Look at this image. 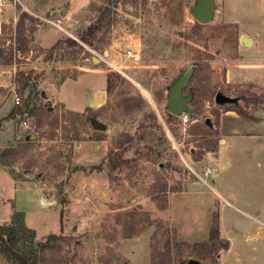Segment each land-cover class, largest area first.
<instances>
[{
    "label": "rangeland",
    "instance_id": "obj_1",
    "mask_svg": "<svg viewBox=\"0 0 264 264\" xmlns=\"http://www.w3.org/2000/svg\"><path fill=\"white\" fill-rule=\"evenodd\" d=\"M32 2L38 9L49 0ZM194 3L62 0L60 11L52 10L45 19L61 20L66 32L40 20L39 25L59 30L62 40L69 38L78 46L63 45L44 62L50 47H29L26 36V58L16 53L20 63L0 66V119L13 108L15 96L23 105L29 93L35 97L28 110L35 105L52 111L39 129L34 117L26 115L28 110L1 123L0 145L21 150L16 163L5 167L15 187L6 174L0 177V199L3 193L13 199L0 201V224L10 221L15 204V211L23 212L24 226L35 232L34 242L62 234L66 238L60 243L62 255L75 264H179L181 259L211 264L197 259L191 246L209 239L217 213L223 235L235 232L220 238L228 246L233 237L232 255L240 264H264V242L258 241V250L244 243L246 233L261 227L254 220L264 221V149L259 148L264 123L253 124L264 104L247 107L245 118L217 107L214 94L186 125L178 116L169 124L163 119L169 86L199 62L208 64L206 73L215 93L228 92L233 98L244 92L264 94V0H214L213 17L206 24L197 23L189 13ZM104 8L110 25L88 47L79 36ZM12 32L13 26L7 24L0 37L4 54L12 53ZM241 38L250 45L244 46ZM127 46L139 50V63L120 56ZM92 56L122 65L125 75L113 71L114 88L95 115L86 107L92 89L106 90L100 70L108 67L101 59L93 65ZM31 70L38 76L35 89L21 93L16 76ZM56 92L69 111L55 100ZM118 94L134 98L132 111L118 105ZM238 104L243 107L241 100ZM205 119L210 121L209 132L217 130V135L209 134L205 140L188 136L186 129ZM93 120L105 129L94 130ZM126 135L131 136L128 142ZM214 140L217 149L193 161L191 152ZM111 149L124 152L110 175L105 164L90 173L76 169L103 163ZM206 168L214 170L213 175L204 177ZM33 185L42 190L39 195H34ZM223 251L215 264L232 263L218 258ZM0 264L11 263L0 255Z\"/></svg>",
    "mask_w": 264,
    "mask_h": 264
},
{
    "label": "trees",
    "instance_id": "obj_2",
    "mask_svg": "<svg viewBox=\"0 0 264 264\" xmlns=\"http://www.w3.org/2000/svg\"><path fill=\"white\" fill-rule=\"evenodd\" d=\"M107 8H104L90 25L87 26L85 31L80 34L79 39L88 47H92L93 38L96 34L104 27L110 25V18L107 14ZM38 22V20L29 16L26 12H20L18 14L17 20L13 27L12 35V53L4 54V51L0 50V66L9 67L20 63V60L24 55L28 54L27 49V38L26 33L28 27L27 23ZM6 28V25H2L0 37ZM63 45L68 47L78 46L77 42L71 39L58 40L54 45H52L46 52L43 59L44 62L51 61L53 58L54 52L63 48ZM40 53L43 51L39 50ZM16 53H19L20 57L16 56ZM24 56V58H26ZM37 57V55L35 56ZM209 70L208 64L204 63H195L192 65V74L188 81L186 88L183 90L187 95H191V101L189 106L192 107L193 112L189 114L190 118H193L196 115H199L203 110V104L211 96L215 94L214 89L210 85V81L207 77L206 71ZM34 70H31L27 73L19 72L16 76V84L20 87L21 93L26 89L32 87V90L35 89V82L38 76L34 75ZM42 73V72H41ZM113 72H108L106 74V94H110V91L114 88V78ZM118 78V77H117ZM116 78V79H117ZM119 81H122L118 78ZM117 79V80H118ZM35 97V94H28L23 105L19 104L14 105L13 108L1 117L0 119V129L1 123L4 121L14 120L16 117L22 116L27 108L29 103ZM120 98L118 105L122 104V107L126 111H132L134 103L132 102L133 97H123L121 94H118ZM238 100L243 102V107L238 103L236 104H225L217 105V107L224 108V111H232L237 115L249 118L246 108L250 105H259L264 104V94L256 95L250 92H244L241 96L236 97ZM140 101V100H138ZM141 102V101H140ZM101 108V107H100ZM98 108V109H100ZM90 114L95 115V110L88 109ZM52 111L49 107H39L33 106L28 110L27 116H33L35 119V129H39L42 125V121L50 117ZM219 114L215 112V119L218 120ZM177 117L165 113L163 116L164 122L169 124ZM153 119L156 117L153 115ZM211 125H208L206 121L201 123L192 124L189 128L186 129L188 136L198 137L202 140L206 139L209 134L217 135V130L209 132ZM126 141L131 140V136H124ZM139 139H142L140 136ZM121 147V144L119 145ZM199 150L191 152L193 161L198 162L201 160L202 156L208 152H214L217 149V141L214 140L209 142L205 148L202 145H199ZM21 148H18L17 145L12 147H7L0 149V166L7 167L11 166L20 158L19 151ZM115 150V149H114ZM122 150V149H121ZM119 151V153L113 151L112 149L108 151L103 163L97 166H91L88 169L86 168H76L77 170H82L84 172L100 171L103 169L104 164L107 167L108 175H110L116 168L119 163L123 161L122 153L124 150ZM61 221V213L59 214ZM62 222V221H61ZM63 229V226H61ZM35 232L32 229L24 226L23 222V213L14 211L10 221L7 223L0 224V255L11 264H75L73 260L65 259L62 255L61 241L66 238L60 235L48 234L45 237L40 238L39 241L34 242ZM227 244L223 242L219 234V217L217 213L213 214L211 227L209 231V239L206 242H198L192 244L191 248L197 259L201 261L210 260L211 264H215V258L220 250H226ZM184 260H180L179 264H186Z\"/></svg>",
    "mask_w": 264,
    "mask_h": 264
},
{
    "label": "crops",
    "instance_id": "obj_3",
    "mask_svg": "<svg viewBox=\"0 0 264 264\" xmlns=\"http://www.w3.org/2000/svg\"><path fill=\"white\" fill-rule=\"evenodd\" d=\"M0 1L2 4L0 6V33H1L2 25L11 24L14 27L15 22H16L17 17H18V14L20 12H26L29 16L38 20V22H32V23L26 24V26L28 27L26 36L30 40L29 41V47L31 45H33L34 47L36 46V47H41V48H49L52 45H54L58 40H61L63 38L62 37L63 34L59 30H56L53 27L50 28L49 26L39 25L40 20L44 19L46 16H50L52 10H54V9L56 10L58 8V6H62V5H60V2L62 0H49V2L46 5H44V7H39L38 9L36 7L37 5L35 3H33L32 0H18L17 2H13L12 0H0ZM73 1L74 0H69V2L71 4ZM35 23H36V25H34L35 29H30V26L35 24ZM51 69H53L54 71H57L56 70L57 67H53ZM84 71H85V69H84ZM100 73L103 74L106 78V74L108 73V71L100 70ZM65 80H67V79H65ZM0 87H2L1 84H0ZM91 91H92V93H91L90 103H88L89 105L86 108L91 109V110H95V109H98L99 107H101L102 105L105 104V102H106V91L103 88L94 89V90L92 89ZM55 94H56L55 100L58 103L62 104L64 109L68 110L66 108V102L59 100L57 92ZM260 110H261V114H259L257 117L255 116L256 119L253 122L254 125H257L259 123H264V108H263V110L262 109H260ZM78 113H80V112H78ZM12 135L13 134H11L10 137H12ZM12 138L14 139L15 137L13 136ZM7 147H10V146H1L0 145V149L7 148ZM259 148L264 149V142L259 145ZM213 173H214V170H213ZM213 173H212V175H213ZM5 174L8 177H10V174L8 173L7 168L0 166V177H1V175H5ZM10 178L13 180L12 177H10ZM12 184L15 187L16 183L14 180L12 181ZM33 188H34V192H35L34 195H39V193L42 192V190L39 187H37L36 185H33ZM0 201H2V203H5V202L9 203V202H13V199L7 197L3 193ZM225 202L230 204L227 200H225ZM11 205L14 207V210L12 209L13 211L9 215V220H10L13 212L16 210L15 204H11ZM254 221L258 222L261 225V227H256V229L252 230V232L246 233L244 243L245 244L250 243V246L252 247V249L256 250L257 248L259 249L261 247V245H260V247H257L258 241L264 242V221H261V220H254ZM219 234H220V237H225L226 239H228L230 237L229 235L227 236L226 234L223 235L221 220H219ZM234 234H235V232L233 233V235ZM232 238L229 239L230 242H229L227 249L224 250L220 254V256H218V258L220 257L221 259L225 258V259L231 260L232 261L231 264H240V260L236 256L232 255V252H233L232 249L235 247L234 246L235 244H234V241L232 240ZM224 263L226 264L225 261H224ZM247 263L250 264L249 262H247Z\"/></svg>",
    "mask_w": 264,
    "mask_h": 264
},
{
    "label": "water",
    "instance_id": "obj_4",
    "mask_svg": "<svg viewBox=\"0 0 264 264\" xmlns=\"http://www.w3.org/2000/svg\"><path fill=\"white\" fill-rule=\"evenodd\" d=\"M215 10L214 0H195V3L191 5L188 9L191 16L194 20L199 24H206L212 20L213 13ZM60 10L56 9L55 12H59ZM53 12H51V15ZM241 43L244 46H249L250 42L246 38H241ZM107 52H104V56H107ZM100 59L95 56L91 57V63L93 65H98ZM192 74V66L187 67L182 74L177 77L173 83L169 86L167 90V102L165 110L167 113L172 114L174 116H180L182 113L192 114L193 109L189 106L191 101V95H184L183 90L186 88L188 81ZM239 100L236 97H230L228 92L224 94L217 92L214 95V103L216 105H225V104H236ZM206 123L210 125L209 119H205ZM91 127L94 130H104L105 125L93 120L90 122ZM233 233L231 232L229 236ZM186 264H201L196 260H188Z\"/></svg>",
    "mask_w": 264,
    "mask_h": 264
},
{
    "label": "built area",
    "instance_id": "obj_5",
    "mask_svg": "<svg viewBox=\"0 0 264 264\" xmlns=\"http://www.w3.org/2000/svg\"><path fill=\"white\" fill-rule=\"evenodd\" d=\"M13 2H17L18 0H12ZM2 4H1V1H0V6H1ZM44 22H46V23H48L49 25H51V26H54V27H56V28H58L59 30H61V31H64L63 30V28H61L60 27V24H61V20H59V19H55V20H48V19H42ZM64 32H66V31H64ZM120 56L124 59V60H126V61H128V62H130V63H132V64H137V63H139V61H140V54H139V50L138 49H136V48H134V46H127V47H125V48H123L122 50H121V53H120ZM99 58L101 59V61L102 62H104V63H106L107 64V70L106 71H114V72H117V73H119V74H121V75H123V76H125L124 75V72H123V66L122 65H119V64H117L115 61H113V60H110V62L106 59V60H104L102 57H100L99 56ZM19 102H20V99L17 97V96H15L14 97V100H13V103H14V105H17V104H19ZM179 119L181 120V122H182V124H184V125H186L187 123H190L191 121H190V117H189V114H187V113H182L180 116H179ZM22 124L23 125H26V122H22ZM209 174H212V171L210 170V169H208V168H206L205 169V171H204V177H207Z\"/></svg>",
    "mask_w": 264,
    "mask_h": 264
},
{
    "label": "flooded vegetation",
    "instance_id": "obj_6",
    "mask_svg": "<svg viewBox=\"0 0 264 264\" xmlns=\"http://www.w3.org/2000/svg\"><path fill=\"white\" fill-rule=\"evenodd\" d=\"M183 94H184V92H183ZM185 95H187V94L185 93Z\"/></svg>",
    "mask_w": 264,
    "mask_h": 264
}]
</instances>
